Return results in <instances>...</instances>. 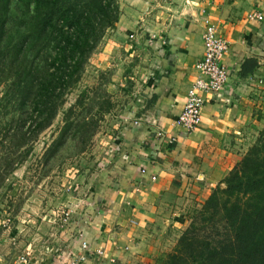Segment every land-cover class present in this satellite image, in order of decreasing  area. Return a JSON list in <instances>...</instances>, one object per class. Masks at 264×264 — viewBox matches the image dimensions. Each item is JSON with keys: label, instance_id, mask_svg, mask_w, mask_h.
Masks as SVG:
<instances>
[{"label": "rangeland", "instance_id": "rangeland-1", "mask_svg": "<svg viewBox=\"0 0 264 264\" xmlns=\"http://www.w3.org/2000/svg\"><path fill=\"white\" fill-rule=\"evenodd\" d=\"M115 2L118 21L105 31L45 130L36 133L42 103L20 105L19 98L11 107L0 87V264H96L89 254L96 250L97 234L114 226L104 193L116 180L117 145L131 122L130 111L151 100L146 88L154 41L150 29L179 20L188 13L185 5H194ZM23 9L17 5L18 18ZM253 89L254 122L247 129L245 154L264 130V73ZM205 200L188 212L184 226L168 225L150 235L141 263L166 264Z\"/></svg>", "mask_w": 264, "mask_h": 264}, {"label": "crops", "instance_id": "crops-1", "mask_svg": "<svg viewBox=\"0 0 264 264\" xmlns=\"http://www.w3.org/2000/svg\"><path fill=\"white\" fill-rule=\"evenodd\" d=\"M187 2L194 5L184 4L186 15L150 29L151 100L133 107L118 141L116 180L104 193L114 226L97 234L96 250L89 254L96 264H143L148 237L168 225L184 226L188 212L223 183L246 152L253 86L264 73V0ZM205 19L229 41L224 61L230 76L219 93L207 96L198 128L186 133L177 120L204 54ZM248 58L256 59L257 67L243 75Z\"/></svg>", "mask_w": 264, "mask_h": 264}, {"label": "trees", "instance_id": "trees-1", "mask_svg": "<svg viewBox=\"0 0 264 264\" xmlns=\"http://www.w3.org/2000/svg\"><path fill=\"white\" fill-rule=\"evenodd\" d=\"M115 3L0 0L1 96L11 107L19 98L20 105L42 103L37 134L52 124L105 31L118 21ZM17 5L24 7L19 18ZM256 67L248 58L241 72ZM260 134L223 185L212 189L166 264H264V130Z\"/></svg>", "mask_w": 264, "mask_h": 264}, {"label": "built area", "instance_id": "built-area-1", "mask_svg": "<svg viewBox=\"0 0 264 264\" xmlns=\"http://www.w3.org/2000/svg\"><path fill=\"white\" fill-rule=\"evenodd\" d=\"M259 20L260 13L254 14ZM203 31L204 54L196 64V74L188 89L187 99L178 116V125L186 132H194L202 121V110L208 101V95L219 93L227 84L230 76L229 67L224 58L229 52V41L218 32L208 19L204 20ZM153 179L155 177L153 176ZM87 241L83 247L87 248ZM100 252V251H98Z\"/></svg>", "mask_w": 264, "mask_h": 264}]
</instances>
